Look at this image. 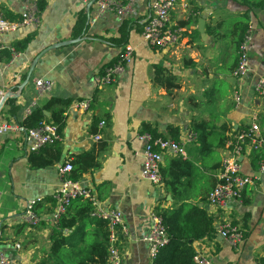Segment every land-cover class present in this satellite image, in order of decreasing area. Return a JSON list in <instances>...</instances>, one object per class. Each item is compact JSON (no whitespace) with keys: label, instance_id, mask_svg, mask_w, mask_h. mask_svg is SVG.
Here are the masks:
<instances>
[{"label":"crops","instance_id":"crops-1","mask_svg":"<svg viewBox=\"0 0 264 264\" xmlns=\"http://www.w3.org/2000/svg\"><path fill=\"white\" fill-rule=\"evenodd\" d=\"M41 1L46 7L40 12L38 27L22 26L2 39L4 47L11 49L31 37L16 59L6 61L4 55L0 59L4 67L0 89L9 91V99H15L19 107L16 115H11L5 102L0 122L19 123L35 101L37 106L49 98L73 103L58 147L36 153L44 158L58 157L52 166L32 167L24 135L0 136V245L7 255L15 264H37L49 250L54 226L48 212L49 199L61 185L58 169L69 159L94 148L101 168L84 174L78 181L91 188L105 207L122 212L127 230L120 243L124 264H153L149 245L144 241L151 229V214L157 208L177 210L183 205L196 206L214 219L215 236L195 242L197 253L207 255L215 264L263 262L262 161L253 163L247 155L240 158L242 173L253 177L254 184L245 190L241 201L231 203L230 216L213 208L208 194L216 184L223 159L230 155L231 141L245 126H251L253 114L264 115V96L258 97L255 92L257 81L264 78V0H177L171 25L180 30L181 38L169 50L153 48L142 39L152 0H137L135 14L123 21L109 12L93 23L97 0H0V12L5 19L17 22L30 5ZM79 20L87 26L81 38L76 34ZM246 30L251 36L250 72L237 79L233 73ZM123 33L128 34L126 46L135 49L134 61L112 86L99 88L95 78L116 63L126 48L111 43ZM77 39V43L64 45ZM56 45L64 46L51 48ZM47 49L50 50L39 59L23 87L35 59ZM156 66L176 77L178 87L168 91L156 85ZM15 75L21 81L12 85ZM37 79L52 83L49 95L38 94ZM236 93L241 97L239 106L235 103ZM82 101L90 102L86 112L74 109ZM95 119L101 120L96 128ZM199 122L205 124L206 142L187 148L183 160L190 162V167L176 192L171 191L169 181L178 172L175 161L182 157L172 153L163 156L161 186L143 180L145 145L138 138L143 125L173 140L174 134L182 138L194 133V125ZM95 129L101 135L100 141L95 138ZM223 141L226 145L220 148ZM36 198L44 199L37 207L41 221L31 227L22 215L25 202ZM78 202L70 205V215L75 214ZM227 218L244 230L245 239L237 247L230 246L217 232L218 225ZM94 232V224L89 222L85 229L87 242ZM16 245L21 248L17 250Z\"/></svg>","mask_w":264,"mask_h":264},{"label":"built area","instance_id":"built-area-1","mask_svg":"<svg viewBox=\"0 0 264 264\" xmlns=\"http://www.w3.org/2000/svg\"><path fill=\"white\" fill-rule=\"evenodd\" d=\"M137 0H97V14L93 19V23L100 19L106 13H114L121 21L128 19L135 14V4ZM177 0H152L150 4V17L144 25L142 31V39L149 46L158 50H169L174 48L180 41L181 33L179 29H175L171 25V12L174 10ZM41 23L40 12L37 4L30 5L21 15L20 21H9L4 18L0 12V54L6 48L2 43L4 35L17 31L20 27L34 26L38 27ZM251 36L249 32L238 48V62L234 70V77L242 79L250 72V56L249 45ZM12 58L16 59L18 54L14 48L9 49ZM135 49L132 46L126 48L119 55V59L113 65L107 67L102 75L95 78V83L99 88L112 86L117 78L122 75L133 63ZM4 67L0 61V73ZM21 77L15 75L12 85L20 83ZM35 87L40 96H47L53 89L50 81L45 79H37ZM255 92L258 97L264 96V78H260L255 86ZM10 92L6 89H0V105L3 99ZM235 103L237 106L241 104L239 93L235 95ZM35 101L31 108L25 111L24 117L31 115L33 110L38 107ZM78 111H88L90 109L89 101H82L74 106ZM260 118L258 114H253L252 123L248 131L242 132L236 137L230 155L223 159L220 170L216 174V184L208 194L209 204L218 210L226 212L227 216L231 215V203L241 201L245 190L254 184V179L242 173L240 158L249 156L254 149H258L264 145V136L261 133ZM105 122L101 123L104 126ZM9 134H22L25 136L27 149L29 153H37L46 146L54 145L61 142L57 128L51 124L45 123L35 129H27L17 122H0V136ZM96 140L101 139V135H96ZM139 140L144 142V150L142 152L143 167L141 178L155 186H161L163 178L161 174V166L165 153H172L176 156L185 158L187 156V148L190 145L197 144V136L190 133L178 141L169 139L153 140L151 135L145 133L138 135ZM264 172V164L261 167ZM61 185L52 196L55 201V208L51 214L53 225H57L61 217L66 214L67 209L72 202L76 200H86L90 202L94 211L92 216L96 219L107 222L109 234L108 262L107 264H124L123 253L119 246L118 230L121 229L124 234L127 230L124 228V216L118 209L105 207L96 196L95 192L83 186L79 181L71 179L72 165L66 162L58 169ZM43 198L29 199L25 202V209L22 219L31 227L40 224V216L36 208L43 203ZM217 232L232 247H237L244 241V230L230 219H225L218 225ZM3 237L0 228V243ZM144 241L149 245V254L152 262L155 260L159 252L169 245V237L162 218L158 215L156 209L151 214V229ZM19 250L20 245L15 247ZM196 264H215L213 260L203 253H197L194 256ZM0 264H15L14 260L7 255L0 245ZM264 264V261L259 263Z\"/></svg>","mask_w":264,"mask_h":264},{"label":"trees","instance_id":"trees-1","mask_svg":"<svg viewBox=\"0 0 264 264\" xmlns=\"http://www.w3.org/2000/svg\"><path fill=\"white\" fill-rule=\"evenodd\" d=\"M37 7L39 12H43L46 5L41 1L37 4ZM84 31H87L85 21L79 20L76 27V34L81 38L80 34ZM246 32H244L242 40L247 34ZM30 40L31 37L15 44V51L17 53L23 52ZM127 42L128 34L124 33L119 39L111 40V43L119 48L125 47ZM0 55L1 60L3 55L6 61H10L12 59V53L9 49L3 50ZM25 76L26 74L23 75L24 78ZM153 81L156 85L166 88L168 91L178 87L176 77L161 66H156L154 68ZM6 102V104L10 107L9 113L11 115H16L19 110L16 100L10 98L7 99ZM72 103L73 102L71 100L49 98L41 106L36 107L31 115L26 117L24 120L19 121V123L27 129H35L45 123L51 124L57 128L58 135L62 139L67 120V112ZM45 112H48L50 116H46ZM259 118L261 133L264 136V115L261 117L259 115ZM100 121L101 120L99 119L94 120L93 125L95 128L97 123ZM205 128L206 127L203 122H199L194 125V133L197 136V144L199 143L204 145L206 142V137L203 135ZM249 128L250 126H245L237 133V135L248 131ZM93 133L95 135L99 134L96 129ZM145 133L151 135L153 140L165 139L155 128L146 124L143 125L141 130V134ZM173 137V140L175 141L180 139L179 134H174ZM234 142L235 140L231 141L230 149H232ZM58 143L46 146L41 149L39 153L48 149L57 148ZM225 145L226 142L223 141L220 143L219 147L221 148ZM249 157L252 159L253 163L262 161L261 164L263 165L264 145L258 149H254L250 153ZM30 160L33 168H46L54 165L59 159L58 157L44 158L42 155L36 156V153H31ZM68 162L72 165L71 179L75 181L80 180L84 174L93 173L101 168L99 155H97L94 148L76 156L73 160L69 159ZM175 163L178 172H175L171 181H169V186L172 189L171 191L174 193L176 192L175 190L177 185H180L181 178L185 176L188 167H190V162L183 160V158H178ZM161 172L164 174V169H162ZM49 202L50 207L48 212L52 214L55 208V201L53 198H50ZM71 209L72 207L70 206L67 209L66 214L61 217L59 223L52 227L50 248L47 252H44L37 264H107L110 234L107 222L96 219L92 216L94 207L86 200L79 199V202L75 207V214L70 215ZM156 211L163 220V224L169 237V245L159 252L153 261V264H196L194 261L196 251L193 244L201 239H210L215 236V227L213 225L214 219L208 217L205 211L196 206L183 205L177 210L157 208ZM89 222L94 224L95 232L92 239L87 242L85 238V229ZM67 231H71L70 234H65ZM124 238L125 235L123 231L119 229V246L121 240Z\"/></svg>","mask_w":264,"mask_h":264},{"label":"water","instance_id":"water-1","mask_svg":"<svg viewBox=\"0 0 264 264\" xmlns=\"http://www.w3.org/2000/svg\"><path fill=\"white\" fill-rule=\"evenodd\" d=\"M78 41H79V40L77 39V40H75V41H73V42L65 43L64 45H69V44H72V43H77ZM64 45H56V47H51V48L54 49V48H58V47H61V46H64ZM48 50H50V49H47L46 51H44L42 54H40V55L35 59V61H34L33 65H32V67H31V69H30V72H29L28 78H27V80L25 81V83L23 84V87L29 82V79H30V77H31V75H32V73H33V71H34V69H35V66H36L37 62L39 61V59H40V58L42 57V55H44L45 52H47ZM23 87H22V88H23ZM7 99H9V95H7V96L3 99V101H2V103H1V105H0V111H1L2 107L4 106L5 102L7 101ZM45 115L48 116V113L45 112Z\"/></svg>","mask_w":264,"mask_h":264}]
</instances>
